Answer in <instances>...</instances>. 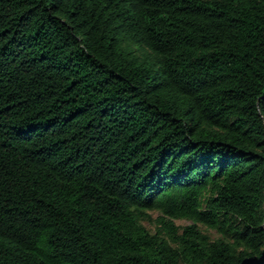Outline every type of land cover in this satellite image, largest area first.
I'll return each mask as SVG.
<instances>
[{
	"label": "trees",
	"instance_id": "obj_1",
	"mask_svg": "<svg viewBox=\"0 0 264 264\" xmlns=\"http://www.w3.org/2000/svg\"><path fill=\"white\" fill-rule=\"evenodd\" d=\"M0 264H264V0H0Z\"/></svg>",
	"mask_w": 264,
	"mask_h": 264
},
{
	"label": "rangeland",
	"instance_id": "obj_2",
	"mask_svg": "<svg viewBox=\"0 0 264 264\" xmlns=\"http://www.w3.org/2000/svg\"><path fill=\"white\" fill-rule=\"evenodd\" d=\"M149 215L150 218L148 220L143 221L142 224L149 232H154L156 227L159 226L158 224L159 213L157 211H152L149 212ZM172 222L175 226L179 227V229L190 224V221L186 219H174ZM197 226L200 229V231L203 234L207 235L210 239H216L217 237H219V234L215 230L207 228L206 226L201 224H198Z\"/></svg>",
	"mask_w": 264,
	"mask_h": 264
}]
</instances>
